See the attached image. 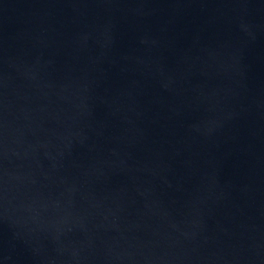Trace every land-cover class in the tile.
I'll list each match as a JSON object with an SVG mask.
<instances>
[{
	"label": "water",
	"instance_id": "obj_1",
	"mask_svg": "<svg viewBox=\"0 0 264 264\" xmlns=\"http://www.w3.org/2000/svg\"><path fill=\"white\" fill-rule=\"evenodd\" d=\"M0 264H264V0H0Z\"/></svg>",
	"mask_w": 264,
	"mask_h": 264
}]
</instances>
